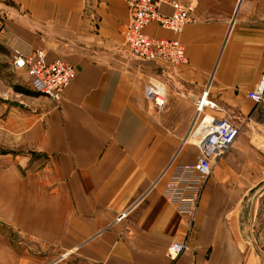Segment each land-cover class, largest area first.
<instances>
[{"label": "crops", "instance_id": "obj_1", "mask_svg": "<svg viewBox=\"0 0 264 264\" xmlns=\"http://www.w3.org/2000/svg\"><path fill=\"white\" fill-rule=\"evenodd\" d=\"M181 1L193 5L178 35L187 60L171 65L127 48L128 0H0L9 55L43 48L75 68L58 100L29 79L0 86V264H264L242 209L264 182V99L247 95L264 74V0ZM219 117L240 132L207 179L191 248L171 260L186 225L164 182L199 154L191 132Z\"/></svg>", "mask_w": 264, "mask_h": 264}, {"label": "built area", "instance_id": "obj_2", "mask_svg": "<svg viewBox=\"0 0 264 264\" xmlns=\"http://www.w3.org/2000/svg\"><path fill=\"white\" fill-rule=\"evenodd\" d=\"M130 22L127 26L125 42L129 51L140 59L155 60L177 65L187 60L185 44L178 36L184 25L193 20V5L181 0H128ZM163 4L171 7L166 12ZM155 22L158 26L170 30L172 37L155 36L147 32L146 27ZM6 30L0 23V42L5 44ZM14 68L25 69L30 76L29 82L38 91L58 100L63 89L75 76V68L62 59L48 61L43 48H34L29 53H22L13 48L10 53ZM162 84L150 81L145 88V95L157 106L165 102ZM256 102L264 99V74L256 85L247 92ZM204 104V96L198 106ZM240 132V126L226 117H219L203 126L199 132H191L199 154L193 162L176 163L172 166L168 178L163 185V195L183 216L186 232L182 238L171 239L166 254L174 260L182 252L191 248V231L194 217L199 210L200 199L207 179L214 164L232 145Z\"/></svg>", "mask_w": 264, "mask_h": 264}, {"label": "rangeland", "instance_id": "obj_3", "mask_svg": "<svg viewBox=\"0 0 264 264\" xmlns=\"http://www.w3.org/2000/svg\"><path fill=\"white\" fill-rule=\"evenodd\" d=\"M9 60V51L4 46V43L0 42V86H7L13 82H16L17 84L19 82H24L26 79H30V76L24 69H16L12 67ZM189 141H194V138L190 137ZM160 175L157 179L152 181L155 183V181L160 178ZM260 176L264 178V169ZM243 191L245 196L244 199H242V209L244 212H255L256 219H254V221L256 226L255 230L258 234L257 239L259 243L264 245V182L251 190L245 189Z\"/></svg>", "mask_w": 264, "mask_h": 264}, {"label": "trees", "instance_id": "obj_4", "mask_svg": "<svg viewBox=\"0 0 264 264\" xmlns=\"http://www.w3.org/2000/svg\"><path fill=\"white\" fill-rule=\"evenodd\" d=\"M16 89H20L21 91H24V92H27V93H33L32 90L26 88V87H23V86H20V85H15L14 86Z\"/></svg>", "mask_w": 264, "mask_h": 264}, {"label": "bare ground", "instance_id": "obj_5", "mask_svg": "<svg viewBox=\"0 0 264 264\" xmlns=\"http://www.w3.org/2000/svg\"><path fill=\"white\" fill-rule=\"evenodd\" d=\"M191 138L193 137V136H190Z\"/></svg>", "mask_w": 264, "mask_h": 264}]
</instances>
